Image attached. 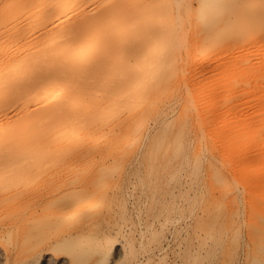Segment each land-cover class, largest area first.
<instances>
[{
  "label": "bare ground",
  "instance_id": "obj_1",
  "mask_svg": "<svg viewBox=\"0 0 264 264\" xmlns=\"http://www.w3.org/2000/svg\"><path fill=\"white\" fill-rule=\"evenodd\" d=\"M175 15V31L191 26L197 41L236 37L264 18V0H0V264L127 260L125 248L135 244L120 227L114 238L97 206L106 189L96 142L119 129L100 119L172 66ZM54 143L60 151L49 160ZM255 149L264 157L263 144ZM215 209L169 264H264V204ZM152 260L149 253L127 262Z\"/></svg>",
  "mask_w": 264,
  "mask_h": 264
},
{
  "label": "rangeland",
  "instance_id": "obj_2",
  "mask_svg": "<svg viewBox=\"0 0 264 264\" xmlns=\"http://www.w3.org/2000/svg\"><path fill=\"white\" fill-rule=\"evenodd\" d=\"M172 22V66L100 119L119 125L96 142L94 155L106 189L97 206L109 214L114 238L120 227L135 244L120 264L149 253L151 264H169L210 226L207 210L264 204V157L254 155L264 145V18L236 37L198 41L191 26L184 35L175 31L178 16ZM184 50L189 56L182 59ZM128 113L130 126L123 127ZM59 151L50 144L45 155L50 160ZM215 230L216 238L223 235ZM237 246L230 241L231 255Z\"/></svg>",
  "mask_w": 264,
  "mask_h": 264
}]
</instances>
